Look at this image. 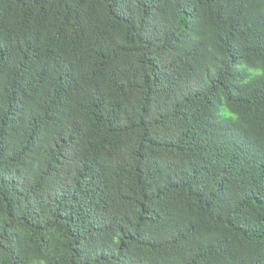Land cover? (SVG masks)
Listing matches in <instances>:
<instances>
[{
    "label": "trees",
    "instance_id": "1",
    "mask_svg": "<svg viewBox=\"0 0 264 264\" xmlns=\"http://www.w3.org/2000/svg\"><path fill=\"white\" fill-rule=\"evenodd\" d=\"M0 264H264V0H0Z\"/></svg>",
    "mask_w": 264,
    "mask_h": 264
}]
</instances>
